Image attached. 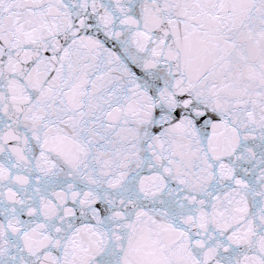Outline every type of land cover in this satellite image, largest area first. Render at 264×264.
I'll return each mask as SVG.
<instances>
[{
	"label": "snow or ice",
	"instance_id": "1",
	"mask_svg": "<svg viewBox=\"0 0 264 264\" xmlns=\"http://www.w3.org/2000/svg\"><path fill=\"white\" fill-rule=\"evenodd\" d=\"M0 264H264V0H0Z\"/></svg>",
	"mask_w": 264,
	"mask_h": 264
}]
</instances>
